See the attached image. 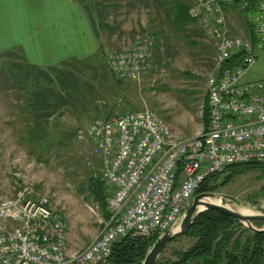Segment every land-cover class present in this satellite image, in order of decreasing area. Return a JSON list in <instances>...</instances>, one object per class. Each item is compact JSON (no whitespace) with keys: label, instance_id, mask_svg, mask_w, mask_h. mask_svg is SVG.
<instances>
[{"label":"built area","instance_id":"2783aa9c","mask_svg":"<svg viewBox=\"0 0 264 264\" xmlns=\"http://www.w3.org/2000/svg\"><path fill=\"white\" fill-rule=\"evenodd\" d=\"M188 14L213 47L207 122L202 118L193 136L180 138L148 108L94 118L79 136L89 142L109 187L98 234L69 256L66 224L49 196L22 187L0 200V264H105L126 237L158 238L174 229L211 174L264 163V80L241 83L264 48V0H188ZM154 46L149 31L134 36L106 52L107 67L118 79L138 80Z\"/></svg>","mask_w":264,"mask_h":264},{"label":"rangeland","instance_id":"374dc122","mask_svg":"<svg viewBox=\"0 0 264 264\" xmlns=\"http://www.w3.org/2000/svg\"><path fill=\"white\" fill-rule=\"evenodd\" d=\"M78 1L85 7L90 25L94 23L91 29L97 46L102 47L103 59H93L94 52L83 60L90 67L75 71L73 65L68 66L78 79L77 90L72 93L73 103L64 107L61 115L50 118L58 143L52 149L40 151L28 138V124L21 119L25 116L21 111L24 94L3 65L18 59L0 51V200L13 198L22 187L30 188L33 195L49 196L51 206L65 221L69 256L96 237L103 218L86 188L90 178L103 182L99 162L80 133L94 118L148 108L166 120L174 136H193L201 124L213 55L212 44L194 19L185 18L188 24L181 27L171 20L174 3H188L185 0ZM102 11L105 18L99 20ZM146 31L154 36L155 45L148 71L135 81L116 78L107 67L106 52L125 46ZM260 80H264V48L256 51V59L247 66L241 83ZM224 176L218 178L212 191L224 198L223 204L236 211L249 208L256 214L264 213L262 169L249 170L227 182ZM104 184L108 195L109 187ZM194 241L190 236L172 241L156 262L177 261V254L187 251Z\"/></svg>","mask_w":264,"mask_h":264},{"label":"trees","instance_id":"16d2710c","mask_svg":"<svg viewBox=\"0 0 264 264\" xmlns=\"http://www.w3.org/2000/svg\"><path fill=\"white\" fill-rule=\"evenodd\" d=\"M83 8L85 11V7ZM172 9L174 11H172L174 15L172 19L177 18L178 27L188 24L184 21L185 18L191 19L187 4L177 1ZM86 11L90 17L87 8ZM103 11L99 12V20L105 18ZM92 24L94 25L93 22ZM101 48V45L97 46L93 59H103ZM12 52L15 51L3 53L14 54L18 61L11 62L12 65L5 61L3 65L6 70L10 71L15 87L24 94L21 111L25 116H21V119L28 124L27 135L30 136L28 138L32 139V144L40 151L46 148L52 149L58 143L51 132L50 118L56 113L61 115L62 109L73 103V94L77 90L78 79L73 75L72 69L80 71L90 67V64L83 61L89 57L68 58L57 65L40 66L29 63L20 52L18 54ZM72 65V69L68 68ZM100 69L105 72L102 65ZM207 110V96L205 95L202 113L205 123L207 122ZM256 169L264 171V163L250 161L227 166L223 171L208 176L196 193L212 192L221 175L226 176L225 182H227L239 174ZM86 188L103 212V218H106L108 214L105 184L97 178H90L87 180ZM253 224L260 227L264 223L255 221ZM184 236L195 238V241L187 251L177 254V261L155 262L154 264H264V233L253 232L241 222L221 212L205 210L199 213ZM156 239L157 236H128L112 246L105 264H142Z\"/></svg>","mask_w":264,"mask_h":264},{"label":"crops","instance_id":"0c3cea01","mask_svg":"<svg viewBox=\"0 0 264 264\" xmlns=\"http://www.w3.org/2000/svg\"><path fill=\"white\" fill-rule=\"evenodd\" d=\"M173 12L170 18L178 24ZM96 48L78 0H0L1 52L17 50L29 63L50 66L68 58H85Z\"/></svg>","mask_w":264,"mask_h":264},{"label":"water","instance_id":"95a60500","mask_svg":"<svg viewBox=\"0 0 264 264\" xmlns=\"http://www.w3.org/2000/svg\"><path fill=\"white\" fill-rule=\"evenodd\" d=\"M217 199L219 201L215 202ZM223 200V197L218 196L214 192H201L195 194L190 206L183 211L178 225L174 229L166 231L155 240L142 264H154L166 246L172 241L184 236L190 229L195 217L205 210L221 212L241 222L253 232L264 233V224L261 228H258L253 224L255 221H261L264 223V213L243 214L223 204Z\"/></svg>","mask_w":264,"mask_h":264},{"label":"bare ground","instance_id":"6f19581e","mask_svg":"<svg viewBox=\"0 0 264 264\" xmlns=\"http://www.w3.org/2000/svg\"><path fill=\"white\" fill-rule=\"evenodd\" d=\"M209 200H211V199H209ZM218 201H219L218 199L215 200V202H218ZM239 212H241L243 214H252L253 213V211L249 208H242L239 210Z\"/></svg>","mask_w":264,"mask_h":264}]
</instances>
